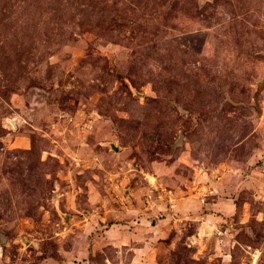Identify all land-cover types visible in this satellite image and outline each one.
<instances>
[{"label":"rangeland","instance_id":"1","mask_svg":"<svg viewBox=\"0 0 264 264\" xmlns=\"http://www.w3.org/2000/svg\"><path fill=\"white\" fill-rule=\"evenodd\" d=\"M0 264H264V0H0Z\"/></svg>","mask_w":264,"mask_h":264},{"label":"water","instance_id":"2","mask_svg":"<svg viewBox=\"0 0 264 264\" xmlns=\"http://www.w3.org/2000/svg\"><path fill=\"white\" fill-rule=\"evenodd\" d=\"M115 149H116V147H115Z\"/></svg>","mask_w":264,"mask_h":264}]
</instances>
